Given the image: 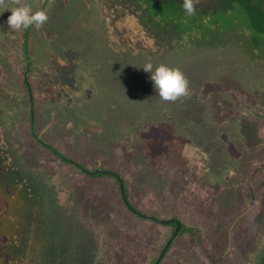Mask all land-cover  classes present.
Segmentation results:
<instances>
[{
  "label": "rangeland",
  "instance_id": "rangeland-1",
  "mask_svg": "<svg viewBox=\"0 0 264 264\" xmlns=\"http://www.w3.org/2000/svg\"><path fill=\"white\" fill-rule=\"evenodd\" d=\"M24 3L46 9L42 28H8L4 8ZM0 12V264H149L168 231L137 226L111 180L31 140L27 74L41 139L128 173L140 209L204 230L207 250L176 237L160 264H264V31L239 13L159 33L132 0H0ZM148 61L179 68L190 94L161 100Z\"/></svg>",
  "mask_w": 264,
  "mask_h": 264
},
{
  "label": "trees",
  "instance_id": "trees-1",
  "mask_svg": "<svg viewBox=\"0 0 264 264\" xmlns=\"http://www.w3.org/2000/svg\"><path fill=\"white\" fill-rule=\"evenodd\" d=\"M136 5L140 6L143 12V22L148 24L152 27L156 32H180L190 34L193 31H197L196 29L205 28L208 29L213 24H221L222 26H232L231 19L236 22V16L239 13L243 15V19L245 20L243 24L245 25L244 28L250 30L252 33L262 32L264 31V0H196L195 2V13L191 16L186 15L182 5L183 0H132ZM247 18V19H246ZM249 19V20H248ZM248 21V23H247ZM28 36V33H25ZM25 51H27V47L25 46ZM27 73L29 69H26ZM26 73V74H27ZM28 74L23 79V87L25 89V94L28 101V119H29V135L31 140L39 146L43 150L49 151L56 159L60 160L63 163H66L72 166L74 169L86 175L89 179L97 180V179H109L113 182V190L115 191L116 196L118 197L119 201L121 202V206L124 209V212L131 218L135 219L138 223L137 226H142L143 224L152 225V227H162L167 228L168 231L163 236V241L156 244V250L154 251L153 256L151 257L149 264L153 263V261L158 256L160 250L162 249L165 241L168 239L170 234L173 232L175 228L174 223L168 224H160L154 221L143 219L141 217L136 216L133 214L123 203L121 196H120V189H119V182L116 177L108 174H97V175H87L82 172L78 167L75 165L66 162L59 158L52 150L47 148L46 146L37 142L31 134L30 131V101H29V93H28V85L32 90L33 102H34V130L38 137L40 134L38 132V124H39V117L37 114V107L35 105V95L33 93V86L30 81H27ZM58 150V149H57ZM84 168L93 171L95 169H109L116 173H118L124 183V192L125 195L132 206L136 209L148 213L151 215L156 216L155 211L152 208L148 210H142L138 207L137 201L132 195L131 189V179L129 174L119 170L115 167L104 166L103 164H98L97 162L93 164L90 168L86 167L83 163H81L78 159H76ZM145 165V164H143ZM142 167H147L143 166ZM147 170V168H146ZM255 171H264V166L257 165L254 167ZM148 179L150 176H147ZM131 178V179H130ZM147 179V180H148ZM157 217V216H156ZM178 218L182 222L181 230L177 237L187 235L194 239L199 245L202 246L205 250H207V238L204 230L193 223L186 222L182 220L177 215H170L165 217L167 218ZM124 235L127 237V232L125 230L122 231ZM129 235V234H128ZM229 239V234L227 235ZM170 250V247L168 251ZM167 251V252H168ZM211 259H214L216 255H209Z\"/></svg>",
  "mask_w": 264,
  "mask_h": 264
},
{
  "label": "clouds",
  "instance_id": "clouds-1",
  "mask_svg": "<svg viewBox=\"0 0 264 264\" xmlns=\"http://www.w3.org/2000/svg\"><path fill=\"white\" fill-rule=\"evenodd\" d=\"M195 2L196 0H183L182 7L186 15L191 16L195 13ZM5 10L10 11L6 24L15 31L40 29L49 19L46 9H34L28 3L5 7L3 11ZM141 68L149 74L153 88L161 100L174 102L190 94L189 81L179 68L164 63L154 65L151 61L146 62Z\"/></svg>",
  "mask_w": 264,
  "mask_h": 264
},
{
  "label": "water",
  "instance_id": "water-1",
  "mask_svg": "<svg viewBox=\"0 0 264 264\" xmlns=\"http://www.w3.org/2000/svg\"><path fill=\"white\" fill-rule=\"evenodd\" d=\"M28 93H29V101H30V131H31L32 136L34 137V139L37 142H39L40 144H42V145L46 146L47 148H49L50 150H52L56 155L59 156L60 159L75 165L76 167H78L82 172H84L87 175L108 174V175H112V176L116 177V179L119 182L120 196H121V199H122L124 205L136 216L141 217L143 219H148V220L154 221L156 223H160V224H168V223H174L175 224V228H174L173 232L170 234L168 239L165 241V243H164L162 249L160 250L158 256L156 257V259L153 261V263H151V264H160V262L162 261V259L165 256V254L167 253L169 247L171 246L172 242L175 240V238L178 236V234L181 230V226H182L181 220L178 218H175V217L163 219V218H159V217H156V216L148 214V213H144V212L136 209L128 201V199L125 195V192H124L123 180L118 173H116L112 170H109V169H100V168L95 169L93 171H90V170L84 168L76 160L69 158V157H66L64 154H62L60 151H58L53 145H51L50 143H48V142L44 141L43 139H41L40 137H38L35 133V130H34V110H33L34 102H33L32 91H31V88L29 85H28Z\"/></svg>",
  "mask_w": 264,
  "mask_h": 264
}]
</instances>
